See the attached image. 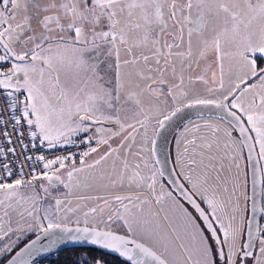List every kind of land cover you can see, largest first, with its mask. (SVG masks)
I'll return each mask as SVG.
<instances>
[{
  "label": "snow or ice",
  "instance_id": "1",
  "mask_svg": "<svg viewBox=\"0 0 264 264\" xmlns=\"http://www.w3.org/2000/svg\"><path fill=\"white\" fill-rule=\"evenodd\" d=\"M258 198L264 0H0L6 264H264Z\"/></svg>",
  "mask_w": 264,
  "mask_h": 264
},
{
  "label": "water",
  "instance_id": "2",
  "mask_svg": "<svg viewBox=\"0 0 264 264\" xmlns=\"http://www.w3.org/2000/svg\"><path fill=\"white\" fill-rule=\"evenodd\" d=\"M197 111L196 109L193 110H186L185 113L180 114V117L173 121L172 125L167 128L159 141V148H160V159L162 161H166V169L171 170L172 168V160H171V145L172 140L177 133V131L180 129V127L186 123L187 121L196 118L197 117ZM206 112V110H205ZM248 195L251 197L253 195L252 193V185H251V172L249 171V177H248ZM258 202L262 204V200L258 198ZM252 201H248L249 208L251 207ZM32 239H35V234L26 240L23 244H21L13 253H11L5 260L4 264H6L7 259L11 258V256L15 255L17 251H19L22 247H24L27 243H30ZM41 243H47V238L42 239ZM88 248V247H83ZM55 251V250H53ZM49 256L47 253H38L34 255L33 257L29 258V264H36L37 262L41 261L45 257Z\"/></svg>",
  "mask_w": 264,
  "mask_h": 264
},
{
  "label": "trees",
  "instance_id": "3",
  "mask_svg": "<svg viewBox=\"0 0 264 264\" xmlns=\"http://www.w3.org/2000/svg\"><path fill=\"white\" fill-rule=\"evenodd\" d=\"M34 234H30L28 237L22 239L20 243L13 249L11 253H13L21 244H23L26 240L31 238ZM11 253H8L5 257L0 260H5ZM99 253L94 250H89V248H79V249H72L67 248L58 254V258L56 255H49L47 258L42 259L41 261L37 262L36 264H62V262L75 259L81 255H89V256H96ZM106 260L109 261V264H117V261L112 256H106Z\"/></svg>",
  "mask_w": 264,
  "mask_h": 264
},
{
  "label": "rangeland",
  "instance_id": "4",
  "mask_svg": "<svg viewBox=\"0 0 264 264\" xmlns=\"http://www.w3.org/2000/svg\"><path fill=\"white\" fill-rule=\"evenodd\" d=\"M197 119V117L196 118H193V119H191V120H196ZM189 121H187L186 123H184L181 127H180V129L177 131V133L179 132V131H181L182 130V128H183V126L185 125V124H187ZM176 133V134H177ZM175 134V135H176ZM175 137V136H174ZM174 153V138H173V140H172V145H171V156H172V154ZM243 203H244V201H243V199H241V204L243 205ZM5 243V241H0V246H2L3 244ZM3 258V257H2ZM2 258H0V259H2Z\"/></svg>",
  "mask_w": 264,
  "mask_h": 264
},
{
  "label": "built area",
  "instance_id": "5",
  "mask_svg": "<svg viewBox=\"0 0 264 264\" xmlns=\"http://www.w3.org/2000/svg\"><path fill=\"white\" fill-rule=\"evenodd\" d=\"M6 114V113H5ZM15 139V138H14ZM262 204H264V200H262Z\"/></svg>",
  "mask_w": 264,
  "mask_h": 264
}]
</instances>
